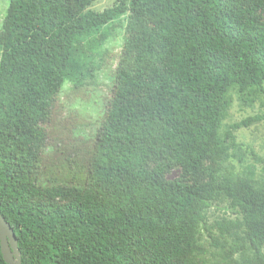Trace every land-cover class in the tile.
<instances>
[{"label":"trees","instance_id":"16d2710c","mask_svg":"<svg viewBox=\"0 0 264 264\" xmlns=\"http://www.w3.org/2000/svg\"><path fill=\"white\" fill-rule=\"evenodd\" d=\"M0 56V215L22 264H191L205 232L211 244L239 232L264 264V182L233 172L218 177L233 132L264 121V0H6ZM128 14L112 99L91 140L88 173L65 204L43 156L57 97L91 75L83 39ZM100 41H90L95 50ZM262 96V113L227 126L229 94ZM172 168L179 180L166 181ZM207 174L205 183L186 178ZM224 201L237 217L207 225ZM240 217V219H238ZM244 245H237L241 250ZM0 264L3 260L0 248Z\"/></svg>","mask_w":264,"mask_h":264},{"label":"rangeland","instance_id":"374dc122","mask_svg":"<svg viewBox=\"0 0 264 264\" xmlns=\"http://www.w3.org/2000/svg\"><path fill=\"white\" fill-rule=\"evenodd\" d=\"M115 1L92 0L91 9L102 11ZM7 6L6 0H0V37ZM127 17L128 14L122 15L98 29L91 37L83 39L79 52L85 64V72L91 77L76 84L66 83L57 97L50 121L40 124L47 136L43 156L50 184L65 186L64 192L67 194L57 199L58 203L68 202V195L73 194L70 190L79 186L88 173L90 143L112 99L116 73L122 61L123 45L130 36ZM257 18L259 22H264V12L259 11ZM103 35L106 37L100 47L95 50L87 48L88 42L100 41ZM262 99L261 95L252 93L242 102L236 92H230V105L224 113L220 133L226 144L229 143L224 137L227 126L260 115ZM233 135L234 146L229 150L228 161L222 166L206 163L208 173L220 177L224 173L233 172L255 182H264V121L236 130ZM180 176V170L172 168L165 174L164 180L175 181ZM208 180V175L203 174L186 178L185 182L197 184ZM205 217L209 226H213L222 217L231 221L237 219L228 210V204L220 200L212 202ZM234 233L241 236L233 230L222 238L213 230L212 235L216 238V245H213L208 235L202 231L187 258L191 264H255L248 244L235 238ZM241 244L244 245L243 249H235Z\"/></svg>","mask_w":264,"mask_h":264},{"label":"water","instance_id":"95a60500","mask_svg":"<svg viewBox=\"0 0 264 264\" xmlns=\"http://www.w3.org/2000/svg\"><path fill=\"white\" fill-rule=\"evenodd\" d=\"M0 248L6 264H22L17 240L10 225L0 215Z\"/></svg>","mask_w":264,"mask_h":264}]
</instances>
